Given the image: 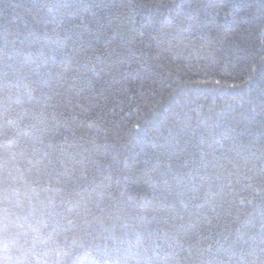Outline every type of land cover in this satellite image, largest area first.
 <instances>
[{
  "label": "trees",
  "instance_id": "1",
  "mask_svg": "<svg viewBox=\"0 0 264 264\" xmlns=\"http://www.w3.org/2000/svg\"><path fill=\"white\" fill-rule=\"evenodd\" d=\"M0 264H264V0H0Z\"/></svg>",
  "mask_w": 264,
  "mask_h": 264
}]
</instances>
